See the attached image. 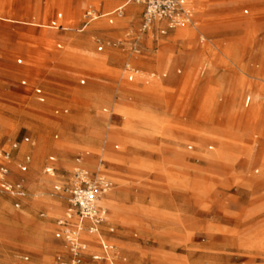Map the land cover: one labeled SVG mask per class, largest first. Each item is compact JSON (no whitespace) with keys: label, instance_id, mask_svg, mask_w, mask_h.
<instances>
[{"label":"rangeland","instance_id":"obj_1","mask_svg":"<svg viewBox=\"0 0 264 264\" xmlns=\"http://www.w3.org/2000/svg\"><path fill=\"white\" fill-rule=\"evenodd\" d=\"M52 1L0 0V14L21 2L32 14L25 19L40 10L48 26L0 17V152L11 151L9 173L16 169L22 178L8 174L21 189L0 197V264H105L100 248L83 245V230L73 239L77 217L66 228L59 224L67 220L65 189L76 172H97L84 151L99 158L112 191L120 186L115 176L122 177L118 202L136 208L128 226L109 215L107 192L99 231L86 220L87 232L119 246L117 264H264V0H191L189 23L147 28L145 6L136 0L130 6H141L137 15L123 7L130 0L50 9ZM89 10L99 17L86 24ZM80 37L87 43L71 41ZM87 57L99 61L91 70L83 66ZM121 82L131 91H118ZM36 109L43 115L34 116ZM144 112L159 121L152 126L136 117ZM220 149L228 168L211 173L201 156ZM113 153L118 168L108 162ZM165 199L173 204L157 202ZM165 214L179 216L180 227Z\"/></svg>","mask_w":264,"mask_h":264},{"label":"bare ground","instance_id":"obj_2","mask_svg":"<svg viewBox=\"0 0 264 264\" xmlns=\"http://www.w3.org/2000/svg\"><path fill=\"white\" fill-rule=\"evenodd\" d=\"M72 1H77V0H53L52 3L49 5V8L52 9L54 7H63V9H65L66 7L69 6L70 2ZM78 1H87V0H78ZM132 0H130L128 3H126L123 7H127L128 8V11L133 14V15H137L139 13V11H141V6L138 5V4H133L130 6V2ZM113 2V0H107L106 3L107 5L111 4ZM14 5V4H13ZM129 5V7H128ZM189 5H191V0H189ZM228 4H225V7H227ZM2 7H4V5H2ZM25 7L27 6H22L21 2H18V5H17V9L13 10V11H10L8 15H6L5 13H1L0 14V17H7L8 20H11L13 22H19V23H24V24H29V25H32V26H36V27H40V28H46L48 27L45 23H42L40 22V18H41V11L40 10H37V12H35L33 14L34 16V20L33 21H28L27 19H25V17H30L32 14L30 11H27V10H24L26 9ZM122 7H120L119 9H121ZM192 8V7H191ZM25 13V14H24ZM113 13V12H112ZM110 13V14H112ZM196 13L198 16L202 17V16H206V11H205V8H197L196 10ZM109 15V14H108ZM23 16V17H22ZM207 27H210V25H208ZM214 27V26H212ZM98 29V26L95 25L93 27L90 28L89 31H93V30H96ZM215 29V28H214ZM213 29V30H214ZM186 33V32H185ZM185 35V34H183ZM71 41H77L78 43H87V38L86 37H80V38H74V39H71ZM99 61L96 59H94V57H87V60H85V62L83 63V66L85 69L87 70H91V66H94L96 64H98ZM136 73H137V77H138V82L140 83H143L145 82V74L143 72H140L138 70H136ZM121 75H117L115 77L117 78H121L120 77ZM134 78V76H129V80L132 81ZM130 83H126V82H121V84H119L117 86L118 88V91H121V92H127V91H131L132 89V85H129ZM104 94V93H103ZM102 94H100L99 92L96 93L95 96H101ZM250 101H251V97H247L246 99V105H249L250 104ZM36 112V113H35ZM34 113L30 112V114H34V116H42L43 115V110H40V109H36ZM21 114L22 115H29V112H25L23 110H21ZM136 117H139L144 123L146 124H149V125H155L157 123L158 118L151 114V112H144V113H141L139 114V116H136ZM115 134L112 132L110 133L107 137H106V141H107V144H109V147L111 148V144H112V140H114L115 138ZM252 139V138H251ZM252 143H256V140L252 139L251 140ZM117 148V147H116ZM25 150H22L21 153H23ZM83 157H84V162L87 163V165L89 166V170L90 171H93L95 170V167H96V173H98L100 176H103V177H110L109 174L105 171V169L103 167H99V158L98 159H95L94 155L95 153L94 152H91V151H84L82 153ZM179 158H181L180 155H178ZM252 159L254 158V154L251 156ZM201 158L207 162H209V165L210 167L213 169H209L211 170V173H222V172H225L228 168V165H227V160H226V156H225V153L223 152L222 149L218 150L217 152L211 154V155H208V154H204L201 156ZM108 162L115 166L116 168H118L117 166L120 165V162H121V158L116 155L115 153L111 154V158H109ZM39 164V161L37 159V151H35V161H34V164H33V169L37 168ZM92 168H91V167ZM84 170V169H83ZM85 172H87L88 174L89 171H86L84 170ZM16 169L15 171H11L9 173V177L12 178L13 180H17L19 181L20 177H18L16 175ZM116 178V183H119V187L115 188L113 191L111 189V191L107 193V196H105V203L107 205V209H108V213L109 215H111L112 217H123L125 220H126V224L128 226H133V223L130 221V219H132L131 217L135 214V209L134 207L132 208H128V207H125V206H122L119 202H118V194L119 192L123 191L125 189L124 185H123V179L120 175H117L115 176ZM111 183V187H112V182ZM157 202L159 203H167L169 205H172L173 204V200L172 199H165V200H158ZM3 207V206H2ZM54 210H58L59 208H57L56 206H53L52 207ZM1 209V207H0ZM164 220L168 223H170L171 225H174L175 227L179 228L181 224L180 223V219H179V216H176L174 214H165L164 216ZM192 216L190 214L186 215L185 216V223L187 225H190L192 223ZM185 224V225H186ZM102 235L99 233V234H95V235H91L89 232H87L84 228H83V232H82V236H81V241L83 242V245H86L87 246H91V247H94V248H100L101 251H103V256L102 258H104L105 260V264H117L116 261L114 260V249L116 247H119V246H115L114 243H109L106 241V239L103 238V236L101 237ZM117 245V244H116Z\"/></svg>","mask_w":264,"mask_h":264},{"label":"built area","instance_id":"obj_3","mask_svg":"<svg viewBox=\"0 0 264 264\" xmlns=\"http://www.w3.org/2000/svg\"><path fill=\"white\" fill-rule=\"evenodd\" d=\"M139 3L145 6L144 12V27L147 28L151 26L156 21H167L169 24L174 26H180L186 23H189L193 17V8L189 5V0H136ZM121 9L115 10L111 15L116 12L121 13ZM110 15V14H109ZM62 17V15H59ZM85 17L88 18L86 24L90 23L92 19H96L99 15H96L93 10H89ZM113 22V20H111ZM54 26L64 29L63 26L57 25V22H54ZM102 50V47L99 48ZM19 63H22V60H18ZM85 83V80L82 81ZM37 93L40 96V101H44L42 90H37ZM26 141H29L27 139ZM18 144L13 145V149L17 148ZM11 151H1L0 152V197L3 193H19L20 186L16 187L10 184L7 180L9 174L8 163L11 158ZM27 167L24 166L22 171H26ZM48 172L53 171L52 167L46 169ZM111 183L105 177L100 176L98 173L88 174L84 170H79L75 174V179L72 185H69L65 190L70 194V207L66 211L67 220H61L60 225L71 226L72 220L74 217L79 219L77 230L73 239L78 240L80 236V231L85 228L86 220L90 221L92 224L90 231L98 232V226L105 219V210L100 205V202L103 196L110 190ZM56 189H60L59 186ZM79 248L75 246V249Z\"/></svg>","mask_w":264,"mask_h":264}]
</instances>
